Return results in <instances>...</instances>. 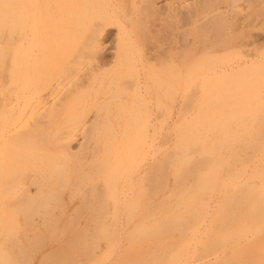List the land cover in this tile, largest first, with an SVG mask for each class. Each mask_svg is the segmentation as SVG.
Returning a JSON list of instances; mask_svg holds the SVG:
<instances>
[{
	"label": "rangeland",
	"instance_id": "obj_1",
	"mask_svg": "<svg viewBox=\"0 0 264 264\" xmlns=\"http://www.w3.org/2000/svg\"><path fill=\"white\" fill-rule=\"evenodd\" d=\"M62 1L0 0V264H264V0ZM94 45L83 107L12 137Z\"/></svg>",
	"mask_w": 264,
	"mask_h": 264
},
{
	"label": "bare ground",
	"instance_id": "obj_2",
	"mask_svg": "<svg viewBox=\"0 0 264 264\" xmlns=\"http://www.w3.org/2000/svg\"><path fill=\"white\" fill-rule=\"evenodd\" d=\"M65 1V0H64ZM64 1H62V2H64ZM71 1V0H70ZM74 1V0H73ZM83 1V0H82ZM88 1V0H87ZM126 1V0H125ZM129 1V0H128ZM135 1H137V0H135ZM67 2V1H66ZM81 2V1H80ZM86 2V1H85ZM89 3H86V4H88L90 7H91V9L92 10H96V8L98 7H100V8H102L104 5L102 4V6L99 4V3H101L100 2V0H91V1H88ZM98 3L97 5L95 4V3ZM127 2V1H126ZM129 2H131V1H129ZM69 3V2H68ZM70 3H73V2H70ZM74 4V3H73ZM73 4H71L72 6H73ZM77 4V3H76ZM75 5V4H74ZM85 5V4H84ZM83 5V6H84ZM80 6H81V3H80ZM86 6V5H85ZM75 7V6H74ZM82 7V6H81ZM80 7V10H82V12L84 11L85 12V10L84 9H86V7L84 8V9H82ZM98 8H97V10H98ZM89 9V8H88ZM80 10L79 11H77V13L79 12V14H80ZM96 10V11H97ZM105 10V9H104ZM87 11V10H86ZM81 12V13H82ZM94 12V11H93ZM104 12V11H103ZM87 12H85L84 14H86ZM90 14H91V11L89 12ZM95 13V12H94ZM105 13V12H104ZM74 14H76L75 12H74ZM83 14V13H82ZM88 14V13H87ZM93 14V13H92ZM106 14V13H105ZM87 16V15H86ZM90 16V15H89ZM101 16H103L102 18H101ZM101 16H99L96 20L99 22L98 23V25L100 24V25H104V27H110V26H116V25H118L119 26V24H118V21H113L114 19H112L111 17H113V16H111V17H104V14L103 15H101ZM109 16V15H108ZM82 17V16H81ZM84 17V16H83ZM82 17V18H83ZM90 18H91V16H90ZM83 19H85L86 20V18L84 17ZM93 19V18H92ZM118 19V18H117ZM116 19V20H117ZM93 21V20H92ZM96 21V22H97ZM89 22V21H88ZM95 25H97L96 23H95ZM91 26V25H90ZM121 26V25H120ZM98 26H96V28H97ZM103 27V26H102ZM102 27H98V28H102ZM91 28V27H90ZM92 28H94V27H92ZM97 28V29H98ZM99 30V29H98ZM94 31H95V29H94ZM94 31L93 32H91L90 31V33L91 34H93L94 33ZM97 31V30H96ZM89 33V32H88ZM97 33H99V32H97ZM95 35V34H94ZM94 35H93V37H94ZM98 35V34H97ZM92 36V35H91ZM90 36V37H91ZM92 37V38H93ZM94 39V38H93ZM92 39V41L94 42V43H96L97 41V39L94 41ZM92 42V43H93ZM91 43V42H90ZM93 43V44H94ZM93 44H91L90 46H92ZM88 48H89V46H88ZM119 48V47H118ZM122 48V47H121ZM86 50H88V49H86ZM118 52L119 51H122V50H120V48L117 50ZM79 52H81V51H79ZM79 52H78V54H79ZM83 52V51H82ZM100 52H102L101 51V49H100V47H96L95 45L93 46V48H92V50H90L89 49V51L86 53V55H84L83 57H84V59L83 60H80V61H77V63L75 64V66L74 67H70L71 68V70H70V72H65V73H67V75L70 73V77L69 78H67L66 76L67 75H64L66 78H67V80L64 78V84L62 83V81H60L61 83L60 84H58L57 86H55V88H53L52 86L50 87V85H42V83H41V85L42 86H40V87H38V89L36 90V93H34L31 97L33 98V97H36V96H38L39 97V99H40V97H41V95H43L46 91H51V94L49 95V100H50V98H52V99H54L55 100V98L57 97V95H59L60 93H61V91L63 90V88L68 84L69 86H68V90L66 91V92H64L59 98H57L55 101H53V103H52V105L50 106V107H48V108H45V104L47 103V100L48 99H46V100H43V101H41V102H36V106H34L33 105V102H32V98L31 99H29V100H27L28 102H29V105L27 106V102H26V104H25V107H24V110H23V114L22 115H20L19 117H18V124H14V126H13V134H12V137H14V138H16V139H21L22 138V136H26V135H32L33 133H36L37 134V132H40L41 130H40V126L39 125H41V123L43 122V121H45L46 120V118H48L47 120H49V118H51L52 117V115L53 114H55V113H59V114H64V112H67V111H69L72 107H75V106H77V107H79V106H81L80 104L79 105H77V102H78V100H80L79 98V93H80V91H83V89L84 88H87V86H89L90 84H92V83H95L96 82V76L97 75H99V73H97V72H100V65L101 64H99L98 62H100L98 59L99 58H101L100 56H102V55H100L99 56V54H100ZM104 52V51H103ZM117 52V53H118ZM125 52V51H124ZM124 52H122L123 54H124ZM84 53V52H83ZM102 54V53H101ZM121 54V53H120ZM77 56V55H76ZM81 56H82V53H81ZM117 56H119V55H117ZM122 55H120V57H121ZM80 57V56H79ZM75 58V57H74ZM89 58L90 59H93V60H89ZM80 59V58H79ZM82 59V58H81ZM87 59L89 60V62H87L86 63V61H87ZM76 60V59H75ZM73 61V60H72ZM84 61H85V63L89 66L88 67V71H87V73L86 72H82V70H81V68H80V65L81 64H83L84 63ZM101 61H102V59H101ZM118 61H120V60H118ZM52 62H53V60H52ZM51 62V63H52ZM116 62V61H115ZM102 63V62H101ZM117 63H120V62H117ZM55 64V63H54ZM60 64V63H59ZM59 64H55V65H59ZM67 64H69V63H67ZM67 64H66V66H67ZM86 64H83V65H86ZM97 64H99V65H97ZM116 64V63H115ZM55 65H54V67H55ZM63 65V64H62ZM122 65V64H121ZM120 65V66H121ZM63 66H65V65H63ZM71 66V65H70ZM62 67V66H61ZM67 67H69V66H67ZM119 67V66H118ZM115 68H116V65H115ZM122 68V67H121ZM55 69V68H54ZM83 69V68H82ZM85 69H86V67H85ZM117 69H119V72H120V67L119 68H116V70ZM57 70V69H56ZM62 71L64 70L63 68L61 69ZM122 70V69H121ZM59 71V70H58ZM65 71V70H64ZM84 71V70H83ZM103 71V70H102ZM101 71V72H102ZM115 72V71H114ZM64 72H63V74H65ZM103 73V72H102ZM109 73V72H108ZM121 73V72H120ZM58 74V73H57ZM61 75V74H60ZM118 75V74H117ZM63 75H61V77H62ZM101 77V76H100ZM60 78V77H59ZM63 78V77H62ZM56 79V78H55ZM65 80H66V82H65ZM99 80V79H98ZM101 80V79H100ZM102 81V80H101ZM58 82H59V80H58ZM103 82H104V80H103ZM47 82H45V83H43V84H46ZM100 84V83H99ZM127 84V83H126ZM53 85V84H52ZM93 85V84H92ZM103 85V84H102ZM128 85V84H127ZM126 86V85H125ZM51 88V89H48V88ZM67 87V86H66ZM98 87V86H97ZM89 88V87H88ZM91 89V88H90ZM89 89V90H90ZM94 89H96V88H94ZM89 90H88V92H89ZM93 91H95V90H93ZM98 92V91H97ZM49 93V92H48ZM48 93H47V96H48ZM82 93L83 92H81V95H82ZM86 93V92H85ZM95 93V92H94ZM84 94V93H83ZM89 94V93H88ZM94 95V94H93ZM85 96V95H84ZM88 96V95H87ZM91 96V95H90ZM83 97V96H82ZM43 98V97H42ZM82 99V98H81ZM87 99H89V97L87 98ZM48 100V101H49ZM86 100V99H85ZM52 101V100H51ZM87 101V100H86ZM105 101V100H104ZM80 102V101H79ZM81 103V102H80ZM35 104V103H34ZM48 104V103H47ZM81 104H83V103H81ZM84 105V104H83ZM108 105V104H107ZM106 105V106H107ZM110 105V104H109ZM81 107H83V106H81ZM107 107H105L104 109L105 110H107L106 109ZM43 109V110H42ZM76 109V108H75ZM83 109V108H82ZM78 110V109H77ZM74 111V110H73ZM91 113V112H90ZM62 114V115H63ZM89 114V111H87L85 114H83V117H82V119L80 120V121H78L77 120V124H75V126H73L72 128H68L67 130H66V132H64L63 133V136H60V137H62V142L60 143V146L63 148V149H67V148H69V147H71V145L74 143L73 141L74 140H72L71 141V138L72 137H75L77 134H78V131H79V125H81L85 120V118L87 117V115ZM77 115V114H76ZM97 115V114H96ZM99 115H100V113H99ZM75 116V115H74ZM78 118V117H77ZM77 118H75V119H77ZM99 118V117H98ZM98 118L97 119H95V120H98ZM45 119V120H44ZM53 120V119H52ZM52 120L51 121H49V122H51L52 123ZM75 121V120H74ZM46 122H48V121H46ZM48 122V123H49ZM96 122V121H95ZM48 123H46V125L45 126H47V124ZM53 123H54V121H53ZM55 124V123H54ZM74 124V123H73ZM93 124H94V121H93ZM93 124H91V128H93V126L95 125H93ZM97 124H98V121H97ZM58 125V124H57ZM99 125V124H98ZM45 126H44V128H45ZM83 126V127H82ZM80 128H84L85 126H86V123H85V125H82ZM96 126V125H95ZM49 127V126H48ZM98 127V126H97ZM41 128H42V125H41ZM52 128V127H51ZM56 128H57V126H56ZM88 129V131H85V132H89V128H87ZM40 130V131H39ZM44 130V129H43ZM51 130V129H50ZM55 130V129H54ZM86 130V129H85ZM93 130H95V128H93ZM96 131V130H95ZM51 132V131H50ZM85 132H84V134H85ZM90 132L92 133L93 131H91L90 130ZM83 133L82 134H80V135H82V136H86V135H84ZM90 134V133H89ZM94 134V133H93ZM57 135V134H56ZM59 135H60V132H59ZM79 135V134H78ZM91 135V134H90ZM90 135H88V136H90ZM88 136H86V137H88ZM93 136V135H92ZM96 136V135H95ZM57 137H59V136H57ZM78 137V136H77ZM57 139V138H56ZM85 139V138H84ZM88 139V143H89V138H87ZM58 141V140H57ZM56 142V141H55ZM87 145H88V143H87V140H86V142H85ZM84 145V144H83ZM91 146V145H90ZM93 147V146H92ZM94 149H95V147H93ZM88 149V148H87ZM91 150V149H90ZM96 150V149H95ZM87 151H89V150H87ZM93 153H94V151H93ZM85 154H87V152L85 153ZM89 154V153H88ZM95 154H97L96 152L94 153V155ZM93 155V156H94ZM84 157V156H83ZM95 159V158H94ZM31 199H33V198H31ZM30 200V199H29ZM26 202V201H25ZM27 202L29 203V201L27 200ZM27 203V204H28ZM29 206V205H28Z\"/></svg>",
	"mask_w": 264,
	"mask_h": 264
}]
</instances>
